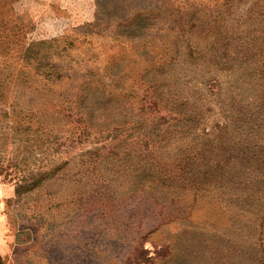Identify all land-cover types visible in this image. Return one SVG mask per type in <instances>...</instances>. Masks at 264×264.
<instances>
[{"label": "rangeland", "instance_id": "1", "mask_svg": "<svg viewBox=\"0 0 264 264\" xmlns=\"http://www.w3.org/2000/svg\"><path fill=\"white\" fill-rule=\"evenodd\" d=\"M0 264H264V0H0Z\"/></svg>", "mask_w": 264, "mask_h": 264}, {"label": "trees", "instance_id": "2", "mask_svg": "<svg viewBox=\"0 0 264 264\" xmlns=\"http://www.w3.org/2000/svg\"><path fill=\"white\" fill-rule=\"evenodd\" d=\"M211 86L214 85V83H210ZM142 103L141 109L143 111H157V102L154 99H150L148 95H142V99L140 100ZM77 126L75 129V133H88L87 127L84 124L83 118L79 116V119L77 120Z\"/></svg>", "mask_w": 264, "mask_h": 264}]
</instances>
